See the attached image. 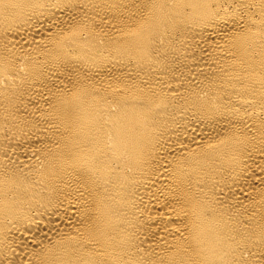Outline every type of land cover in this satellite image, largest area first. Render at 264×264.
<instances>
[{
    "label": "bare ground",
    "instance_id": "1",
    "mask_svg": "<svg viewBox=\"0 0 264 264\" xmlns=\"http://www.w3.org/2000/svg\"><path fill=\"white\" fill-rule=\"evenodd\" d=\"M0 264H264V0H0Z\"/></svg>",
    "mask_w": 264,
    "mask_h": 264
}]
</instances>
